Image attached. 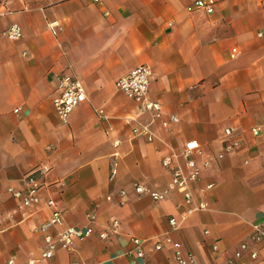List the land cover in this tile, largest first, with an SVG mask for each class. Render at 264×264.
<instances>
[{
  "label": "crops",
  "instance_id": "0c3cea01",
  "mask_svg": "<svg viewBox=\"0 0 264 264\" xmlns=\"http://www.w3.org/2000/svg\"><path fill=\"white\" fill-rule=\"evenodd\" d=\"M194 1L0 0V264H130L133 237L147 241L140 264H176L168 238L195 264L234 260L241 242L264 264V241L250 238L264 214V0H216L212 13L189 12ZM55 21L57 35L48 27ZM12 24L22 28L18 41L4 34ZM142 63L153 70L150 97L179 118L168 127L154 123L152 141L132 132L151 115L115 86ZM61 73L78 75L86 93L67 123L52 103ZM227 127L241 145L216 159ZM194 139L203 147L198 162L211 158L194 185L208 209L172 229L168 218L182 209V194L154 201L133 185L164 190L171 176L162 157ZM115 140L121 158L112 181ZM210 182L213 189L202 193ZM33 185L39 205L24 207L9 191ZM49 199L67 225L84 226L94 215L93 234L73 255L60 249L41 258L43 236L35 229L52 213ZM115 220L117 232L100 237ZM238 261L249 263V253Z\"/></svg>",
  "mask_w": 264,
  "mask_h": 264
},
{
  "label": "built area",
  "instance_id": "2783aa9c",
  "mask_svg": "<svg viewBox=\"0 0 264 264\" xmlns=\"http://www.w3.org/2000/svg\"><path fill=\"white\" fill-rule=\"evenodd\" d=\"M216 0H195L187 6L189 12L196 10H204L207 13L214 12ZM50 31L57 35L60 31V25L57 21L49 23ZM4 34L13 41H18L23 36V31L20 25L12 24L8 27ZM238 54V50H232V57ZM56 94L52 98L54 109L63 123H67L72 111L80 104L86 101V93L80 77L73 73H61L57 79ZM153 80V70L146 63L139 64L132 68L128 73L120 76L116 82V89L122 92L130 100L134 101L138 107L140 114L149 113L151 119L147 123H138L132 132L134 135H145L149 141L154 138V132L151 126L160 121L163 127H168L171 124L179 122L176 115H167L163 112L161 102L150 97V85ZM19 108L14 109V112H19ZM132 119L127 118L126 122L131 123ZM251 133L253 136L260 135V127H252ZM241 139L237 136L235 130L227 127L224 130V146L223 149L217 152L215 158L222 159L226 153L237 149L241 145ZM120 145V140H115L113 146L114 152L110 155L109 179L115 180L119 175L120 170V153L117 148ZM203 154V147L198 140H190L179 151H172L162 157V166L170 172V181L164 190H152L144 183L136 182L133 185V190L137 194H149L154 201H162L169 191L175 190L182 194L183 202L182 209L177 216L171 215L168 218V223L172 229H178L194 212L208 209V203L205 199H196L194 185L199 182L203 171L210 167L211 158H205L201 163L198 162V155ZM215 183L210 182L200 189L202 193H208L213 189ZM11 194L21 201L22 206L29 207L39 205L41 199L36 185L31 186L27 191L15 190L9 188ZM121 197L125 196L127 191L121 189L119 191ZM47 206L52 208L50 217L41 223L35 230L42 234L44 248L41 253L42 259L52 258L60 249L66 251L70 255L75 252V245L89 238L95 229L94 215L90 216L88 224L84 226L67 225L62 211L58 208L57 203L53 199L47 201ZM3 217H0V225L3 222ZM119 222L113 221L100 234V237L106 238L110 231L117 232ZM250 238L254 243L264 241V214L260 221L251 224ZM133 247L130 251V264H140L145 257V246L147 241L142 238L133 237L131 239ZM174 251L176 264H195L192 254L185 253L178 241L167 239ZM163 247L162 242L155 244V249L160 250ZM214 250H218V245H213ZM249 253L250 262L243 263L238 260L242 258L244 253ZM234 260H228L221 264H257V252L249 250L247 242H241L238 249L235 251ZM10 260L8 264H12ZM69 264H75L73 260ZM215 264V263H210Z\"/></svg>",
  "mask_w": 264,
  "mask_h": 264
},
{
  "label": "rangeland",
  "instance_id": "374dc122",
  "mask_svg": "<svg viewBox=\"0 0 264 264\" xmlns=\"http://www.w3.org/2000/svg\"><path fill=\"white\" fill-rule=\"evenodd\" d=\"M48 1H52V0H48Z\"/></svg>",
  "mask_w": 264,
  "mask_h": 264
}]
</instances>
